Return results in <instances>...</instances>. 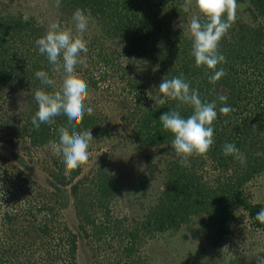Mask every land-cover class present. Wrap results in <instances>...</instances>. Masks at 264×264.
<instances>
[{
	"label": "trees",
	"instance_id": "obj_1",
	"mask_svg": "<svg viewBox=\"0 0 264 264\" xmlns=\"http://www.w3.org/2000/svg\"><path fill=\"white\" fill-rule=\"evenodd\" d=\"M241 2H248L247 6L255 13L254 17H261V20L257 25H250L240 19L231 24L219 45V51L225 56L226 63L218 65L217 68L222 67L226 75L212 84L208 79L211 71L205 67H196L192 55L193 38L187 29L192 13L190 0H60L65 13H75L80 9L90 12L100 23V40H93L87 45V53H81L84 63L75 68L81 71L87 65L92 86L97 87L110 71H116V75L121 74L120 80H125L124 84L131 92L139 91L140 86L136 80L122 77L127 74V68L122 64L118 65L119 59L114 56L115 51H118L124 57H138L152 62L168 79L183 73L190 86L198 90L202 101H216L217 104V119L214 121L215 142L206 157L193 156L188 166H182L180 157L172 147L177 157L162 175L158 171L159 167L148 155L147 173L139 179V190L142 191L143 197L152 196L154 204L143 217L132 219L133 226L127 235L119 234L121 241L126 237L131 241L123 245L122 249H116L118 255L115 260H108L106 264H145L144 261H139L142 256L136 254L140 242L138 239L142 233L154 235L177 229L189 223L194 216H205V238L211 245H219L230 232L231 221L235 218L233 211L239 206L248 212L256 226L264 229V223L255 218L256 213L264 208V203H253L245 196L243 190L248 182L264 172V0H237V3ZM44 29L42 26L35 27L32 20L25 21L21 16L0 14V95L3 96L4 92L12 90L13 85L19 87L20 84L25 87L32 86L33 94L39 89L56 91L51 86L42 85L35 76L37 71H46L49 76L52 74L53 66L45 55L35 51L36 59L26 63V39L33 43L43 36ZM40 30L42 35H39ZM107 39H121L122 48L108 52L105 45ZM24 44L26 46L21 47ZM220 95L228 98L224 104L217 99ZM137 105H141L140 102ZM225 105L234 111L228 115L220 113L219 108ZM37 110L38 104L35 101V108L26 116V120L13 128L11 134H5V141L7 140L11 147L15 148L21 139L30 141L29 148L50 146V141H59L58 129L61 126L69 127L68 118L61 114L55 117L54 124H41L39 131L34 130L31 121ZM129 110L133 137L151 147L172 145L174 135L165 130L159 120L163 113L177 110L183 118L193 114L191 106L172 99H168L164 104L156 103L145 111L137 106L130 107ZM5 115L1 114L0 108L2 122L8 124L9 117L5 118ZM3 117L6 120L3 121ZM76 130L91 131L98 136L109 133L108 128L100 124L94 113L90 116L85 113ZM226 143L235 144L246 157V164L242 165L232 156L224 155L223 146ZM12 156V159L0 156V171L3 173L1 178L6 180L5 175L8 176V170L3 169L4 163L12 164L16 169L13 178L20 180L21 189L26 192L25 196H29L30 190L37 182L30 179L21 165H18H26L25 156L15 151ZM104 159L99 160L102 165L91 182L94 188L92 189V186L84 187L85 177H78L82 172L81 166L67 169L62 157L54 155L47 164L52 189L44 195L40 194L43 200L34 196V199L38 200L37 203L30 199L32 208L24 210L22 205L19 207L17 203V208L13 207V210L20 208L22 212L18 210L19 214H13L7 209L3 222L12 224L15 220L18 221L20 216L26 217L30 222L29 229H26L25 237L19 239H25V243L33 247L42 239H50L56 229L53 228L52 220L59 219L60 211L67 209L73 201L79 228L85 238L99 240L104 235L109 236L116 229L117 232L124 233L122 228L125 218L113 214L112 211L114 198L119 192L117 180L103 170ZM209 160L215 163V168L220 171L212 183L205 180L198 167ZM153 180L160 181L157 188ZM91 194L94 196L93 200H90ZM48 195L50 197L46 198ZM19 197L22 198L21 195ZM30 204L31 201L28 202L29 206ZM95 205L98 211H92ZM67 228L64 226L60 230L61 235L58 233V247L61 248L57 251L55 259L43 260L38 264H58L59 261L62 264H79V234ZM49 243L47 247L52 244ZM19 249L24 248L10 246L0 250V264H27L30 259L21 260L18 254L22 251ZM33 255L34 251L28 257Z\"/></svg>",
	"mask_w": 264,
	"mask_h": 264
},
{
	"label": "rangeland",
	"instance_id": "obj_2",
	"mask_svg": "<svg viewBox=\"0 0 264 264\" xmlns=\"http://www.w3.org/2000/svg\"><path fill=\"white\" fill-rule=\"evenodd\" d=\"M190 4H192L190 6L192 11L191 22L193 16L200 14L193 0H190ZM247 4L248 2L237 3L235 21L240 19L242 22L250 23V25H257L261 17L255 18L254 11L249 9ZM83 13L88 17L89 24L87 30L81 34L76 31L74 13H65L60 5V0H0V14L21 16L25 21L32 20L35 27L42 26L45 28L43 36L48 32L52 23H58L64 30L71 29L74 36L81 35L88 45L91 41L101 38L100 23L90 12ZM187 29L191 35L190 25L187 26ZM39 35H42V30L39 31ZM34 42L26 39L28 45L26 63L36 59L34 52L39 50ZM26 44L21 47L24 48ZM105 45L108 52L122 48L121 39L112 41L107 39ZM118 53L115 51L114 54L119 59L118 65L122 64L123 67L126 66L127 68V74L122 77L136 80L140 86L137 93L131 92L127 88L124 84L125 80L121 81V74L118 73L120 75L118 77L116 71H110L106 78L99 82L97 87H94L90 81L87 65L81 71L75 70L78 77L84 80L88 86L86 106L93 108V113L97 116L100 124L109 130L105 136H98L91 132L93 140L89 143V160L81 165L82 172L78 177L79 179L86 178L83 183L84 187L92 186L94 189L91 182L102 165L99 160L105 157L103 170H106L117 180L119 188L118 196L113 201L112 211L113 214L125 218V225L122 228L124 233L117 232L116 229L109 236L104 235L99 240L85 238L79 228L73 201L67 209L60 211L59 219L52 220L53 228L56 227V229L50 239L46 238V241L42 239L33 247L27 242L25 243V239H19V237H25L26 229H29L28 224L30 222L27 221L26 217L20 216L18 221L15 220L12 224L3 222L5 221L4 212L7 209L13 214L18 213V210L22 212L20 208L13 210V207L17 208L15 206L17 203L19 207L22 205L24 210L32 208V200L38 202L34 196L42 199L40 194L44 195L52 189L47 164L54 157V154L51 146L29 148V140H19L15 148L11 147L7 140L5 141V134H11V130L26 120V116L35 108L32 86L25 87L20 84L17 87L13 85L12 90L4 92L3 96L0 95L1 114H6L5 118L9 117L8 124L2 122V117H0V156L12 159L14 158L12 156L13 151L24 155L26 165H18H21L20 167L24 169L25 174L30 179L37 182L35 187L30 190V195L33 198L27 194L25 196L26 192L21 189L20 180L13 178L16 173L15 167L10 163L7 165L4 163L3 169L8 170V176L5 175L6 180H2L1 175L3 173L0 171V250L10 248V246L14 248L23 247L24 249H19L22 252L18 254V257L21 260L30 259L27 264H38L43 260L55 259L57 251L61 248L58 247L60 244L58 233L64 226L79 234L77 242L79 264H106L108 260H115L118 255L116 249H122L123 245L131 241L128 237L121 241L119 234L127 235L133 226L132 219L143 217L154 204L152 196L143 197L142 191L139 190V179L147 173L148 155L159 167L158 171L162 175L177 157L171 144L160 147L147 146L141 140H136L131 133L132 119L129 117L131 113L129 108L137 106L140 110L145 111L159 103V99L163 98L162 94L158 92L159 84L165 78V73L159 71L148 60L138 57H124ZM50 77L55 80V85L51 87L54 90H59L64 79L63 72H52ZM164 99L168 100V98ZM138 102L141 105L138 106ZM5 118L3 117V121L6 120ZM11 161L13 162V160ZM198 167L205 180H210L211 183L220 174V171L215 168V163L210 160ZM153 181L157 188L160 181ZM243 190L245 196L253 203H264V172L248 182ZM20 195L22 198L19 197ZM48 197L50 195L46 196V198ZM93 199L94 196L91 194L90 200ZM29 201H31L30 206L28 205ZM95 209L98 211L96 205L92 211ZM233 213L235 218L231 221L230 232L216 246L211 245L209 240L205 238V222L203 220L205 216H194L189 223L183 224L180 228L171 229L161 234L142 233L138 239L140 242L136 253L143 258H140L139 261H144L145 264H256L259 258L264 257V229L256 226L248 212L241 206L236 208ZM95 216L98 218L97 214ZM28 218L34 220L31 217ZM17 242L19 245L16 246ZM49 242L52 244L47 247ZM33 251V257H28ZM63 256L67 258L66 255ZM58 264H62V262L59 261Z\"/></svg>",
	"mask_w": 264,
	"mask_h": 264
},
{
	"label": "clouds",
	"instance_id": "obj_3",
	"mask_svg": "<svg viewBox=\"0 0 264 264\" xmlns=\"http://www.w3.org/2000/svg\"><path fill=\"white\" fill-rule=\"evenodd\" d=\"M195 4L200 15L193 16L190 22L192 55L196 67H205L211 71L208 79L210 83L215 84L226 75L222 67L217 68L218 65L226 63L225 56L219 51V45L235 21L237 0H195ZM185 10H188L187 7ZM73 19L78 33L82 34L87 30L89 21L82 10L77 9ZM35 43L39 53L45 55L53 66L52 72L62 71L64 79L59 90L35 91L34 99L38 110L31 123L34 130L39 131L41 124L52 125L55 123V117L61 114L68 118L69 127L61 126L58 129V143H49L53 154L62 157L67 169H76L89 160V143L93 140L91 131L76 130L85 113L89 116L93 114V108L85 103L88 86L75 72L76 66L84 63L81 53H87V44L81 35L74 36L71 29L64 30L58 23H52L48 32ZM35 76L44 86L55 85V80L46 71H37ZM166 77L159 84L158 92L163 98L158 102L164 104V98H168L193 108V114L187 118H183L177 110L167 111L159 117L163 128L174 135L172 147L180 157L181 165L188 166L193 156L206 157L215 142L214 121L217 119V104L216 101H202L198 90L190 86L183 73L171 79ZM217 99L224 104L228 98L220 95ZM232 111L234 109L226 105L219 108V112L224 115ZM223 153L225 156H232L242 165L246 164V157L233 143L224 144ZM255 218L264 223V208L256 213ZM256 264H264V257L259 258Z\"/></svg>",
	"mask_w": 264,
	"mask_h": 264
}]
</instances>
